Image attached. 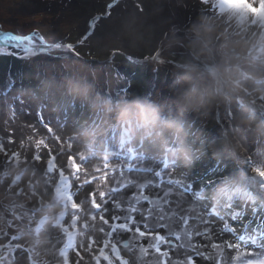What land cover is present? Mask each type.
I'll list each match as a JSON object with an SVG mask.
<instances>
[{"label": "rangeland", "instance_id": "rangeland-1", "mask_svg": "<svg viewBox=\"0 0 264 264\" xmlns=\"http://www.w3.org/2000/svg\"><path fill=\"white\" fill-rule=\"evenodd\" d=\"M227 3L0 0V36H29L47 45L32 54L7 53L0 46V264H138V251L123 246L137 231L154 242L166 264L186 262L187 253L177 256L178 250L188 251L185 243L193 252L189 264L219 253L224 264H264V139L249 134L241 154L210 153L185 165L143 145L120 146L113 128L85 152L76 133L94 126L99 116L81 102L47 92L38 101L21 95L41 78L80 72L105 95L139 93L167 101L172 65L187 50L177 48L162 59V41L170 31L183 35L198 15L221 18ZM230 6L251 14L253 29L255 17L264 18V0ZM116 50L152 59L136 66ZM236 111L218 107L214 116L188 119L195 132L218 137L235 123ZM17 165L31 175H8ZM237 174L244 177V191L214 201L217 186ZM7 196L24 223L9 224ZM50 206L62 210L49 214ZM209 244L215 251L205 249ZM249 252L252 259L245 258Z\"/></svg>", "mask_w": 264, "mask_h": 264}, {"label": "clouds", "instance_id": "clouds-1", "mask_svg": "<svg viewBox=\"0 0 264 264\" xmlns=\"http://www.w3.org/2000/svg\"><path fill=\"white\" fill-rule=\"evenodd\" d=\"M243 0H228L221 18L198 15L183 35L170 31L162 41L169 59L177 48L187 55L172 65L171 98L158 102L150 96L130 93L114 98L96 89L94 82L80 72L41 78L34 89L22 90V97L38 101L47 92L87 106L99 116L94 126L78 131L85 152L113 128L122 147L143 145L154 155L190 165L196 157L220 154L237 155L246 149V137L264 139V18L253 17L242 8L230 5ZM230 25L225 28L224 24ZM237 111L235 123L222 129L218 137L195 132L188 117H208L218 107ZM195 137V138H194ZM199 140V142H197ZM25 169L15 166L8 175L23 178ZM2 175V174H0ZM242 174L226 177L212 199L220 202L244 191ZM62 210L50 206L49 214Z\"/></svg>", "mask_w": 264, "mask_h": 264}, {"label": "bare ground", "instance_id": "bare-ground-1", "mask_svg": "<svg viewBox=\"0 0 264 264\" xmlns=\"http://www.w3.org/2000/svg\"><path fill=\"white\" fill-rule=\"evenodd\" d=\"M155 3V2H154ZM160 4V3H159ZM174 6H170V7H168L167 9H169V11H168V14L171 16V17H173V15L174 14H176L175 13V11H174ZM185 8H188L187 6H185ZM161 9H163V12H165L166 11V8L165 7H163V8H161ZM171 11V12H170ZM154 12V9H153V11H152V13ZM178 12V11H177ZM175 18H174V20L175 21H177V22H179L178 20V18L176 17V16H174ZM2 44L4 45V42H2ZM8 44V47L7 46H2L1 44H0V46H1V48H5V49H7L8 50V52L7 53H9V52H19V51H24V49H23V47H20V48H14L13 49V47H11V46H13L11 43H6V45ZM38 46L36 47L37 49H40V51H41V49H42V47H45V46H47L46 44H37ZM40 46H42V47H40ZM34 49V50H32V51H30V52H25V54H32V53H35V52H37L38 50L37 49ZM2 50V49H1ZM109 196V195H108ZM9 196H7L5 199H6V202H5V209H6V211H7V214H8V221H9V224L11 223V222H15L16 220L17 221H20V219H22L21 221H22V223H24V221L25 220H23V219H25L24 217L23 218H21L19 215H18V211H17V208L15 207V206H12L13 205V200H11L10 198H8ZM11 203V204H8L7 206H6V203ZM118 206V205H117ZM160 206V205H159ZM161 208V207H160ZM117 209V208H116ZM158 211H160V213H162V211H161V209H158ZM130 219V218H129ZM131 220V219H130ZM11 226V225H10ZM175 226V225H174ZM176 226H178V225H176ZM183 226V225H182ZM136 227V226H135ZM163 227V226H162ZM167 227V226H166ZM168 227H170V226H168ZM181 227V226H180ZM130 228H131V226H130ZM122 229V228H121ZM12 230H13V227L11 226V231L10 232H12ZM15 230V229H14ZM181 230V229H180ZM186 230V229H185ZM174 231H175V229H174ZM176 232V231H175ZM137 234H138V236H135L136 237V239L134 240L133 239V237L131 238V236H130V239L129 240H125V242H123V246L125 247V245H126V247H127V250L129 251V252H133V251H138V264H155V262H158L159 264H166V263H164L163 261H165V259L167 258H165L163 255H157L156 253V245L154 244V242H152V240L149 242V240H147L146 238H148V237H146V236H144L143 237V234L141 235L140 233H138V231L136 232ZM10 237V236H9ZM180 237H181V235H180ZM184 237V236H183ZM187 237V236H186ZM127 238V237H126ZM187 238H190L191 239V237H189V233H188V237ZM125 239V238H124ZM151 239V238H150ZM175 239V238H174ZM189 241V240H188ZM152 242V243H151ZM182 243V242H181ZM3 244V243H2ZM1 244V245H2ZM122 244V243H121ZM172 244H173V242H172ZM183 245V244H182ZM191 245V244H190ZM190 245H189V243H185L183 246H182V249H186V250H188V251H184V250H178L177 252H179V253H177V256H182L183 254H185V253H187V257H188V259L187 260H184V261H186L184 264H189V260H190V256H191V254L193 253L192 252V249H190ZM218 247V246H217ZM191 248H193V247H191ZM200 249H202V248H200ZM205 249H208L209 250V252H210V250L211 249H214L213 251H215V247L214 246H211L210 244H209V246L206 248L205 247ZM219 250V249H218ZM244 251V250H243ZM192 252V253H191ZM204 252V251H203ZM209 252H208V254H209ZM239 252H241V251H239ZM246 252H248V251H245L244 253L245 254H247ZM235 253V252H234ZM207 254V255H208ZM131 255V254H130ZM218 255V257H216V258H214V260H210L209 262H206V261H203V263L200 261V263L199 264H224V261H223V259H222V257H220L221 255H220V253L219 254H217ZM234 255V254H233ZM183 257H185V256H183ZM252 257H253V255L251 254V252H249V254L247 255V256H245V258L246 259H252ZM132 259V258H131ZM238 259V258H237ZM245 259V260H246ZM167 260V259H166ZM206 260H207V258H206ZM239 260L240 259H238L237 261H236V263L237 262H239ZM182 261V260H181ZM183 261V262H184ZM242 262V261H241ZM249 262V261H248ZM262 263V262H261ZM169 264V263H168ZM170 264H174V263H170ZM177 264H181V262L180 263H177ZM239 264V263H238Z\"/></svg>", "mask_w": 264, "mask_h": 264}, {"label": "snow or ice", "instance_id": "snow-or-ice-1", "mask_svg": "<svg viewBox=\"0 0 264 264\" xmlns=\"http://www.w3.org/2000/svg\"><path fill=\"white\" fill-rule=\"evenodd\" d=\"M0 40L11 43L14 47H23L25 52L34 50L38 45L32 37H19L10 34H3Z\"/></svg>", "mask_w": 264, "mask_h": 264}, {"label": "flooded vegetation", "instance_id": "flooded-vegetation-1", "mask_svg": "<svg viewBox=\"0 0 264 264\" xmlns=\"http://www.w3.org/2000/svg\"><path fill=\"white\" fill-rule=\"evenodd\" d=\"M160 49H161V48H160ZM40 52H41V51H37V52H35V53H40ZM114 54H118V55L122 56L123 58L127 59L129 62H131V63H135V65H136V64L143 65V64H148V63L151 62V60H149V61H147V62L143 61V59H146V57H145V58H142V59H133V58H131L129 55H127L126 53H124V52H122V51H120V50H116V51H114ZM165 54H166V53H165ZM147 58H149V57H147ZM151 59H152V58H151ZM165 60H168V59H165ZM136 66H138V65H136Z\"/></svg>", "mask_w": 264, "mask_h": 264}, {"label": "water", "instance_id": "water-1", "mask_svg": "<svg viewBox=\"0 0 264 264\" xmlns=\"http://www.w3.org/2000/svg\"><path fill=\"white\" fill-rule=\"evenodd\" d=\"M91 26H93V25H91ZM161 50H162V49H160V51H159L158 55L160 54ZM149 60H151V58H150V57H149V58H146V59H143V61H145V62H147V61H149Z\"/></svg>", "mask_w": 264, "mask_h": 264}, {"label": "crops", "instance_id": "crops-1", "mask_svg": "<svg viewBox=\"0 0 264 264\" xmlns=\"http://www.w3.org/2000/svg\"><path fill=\"white\" fill-rule=\"evenodd\" d=\"M151 7V6H150ZM29 37V36H28ZM33 38V37H32ZM34 39V38H33ZM36 44H40V43H36Z\"/></svg>", "mask_w": 264, "mask_h": 264}]
</instances>
